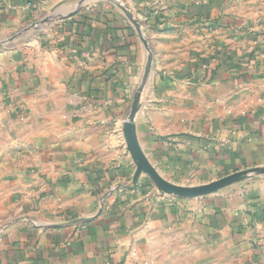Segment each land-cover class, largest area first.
<instances>
[{
  "label": "crops",
  "instance_id": "crops-1",
  "mask_svg": "<svg viewBox=\"0 0 264 264\" xmlns=\"http://www.w3.org/2000/svg\"><path fill=\"white\" fill-rule=\"evenodd\" d=\"M46 7L62 16L0 51V264H264V195L128 188L124 136L140 94L165 179L264 166V0H0V33Z\"/></svg>",
  "mask_w": 264,
  "mask_h": 264
},
{
  "label": "water",
  "instance_id": "water-1",
  "mask_svg": "<svg viewBox=\"0 0 264 264\" xmlns=\"http://www.w3.org/2000/svg\"><path fill=\"white\" fill-rule=\"evenodd\" d=\"M83 1H86V0H83ZM121 6L123 10L125 11V13L127 14V16L131 18L138 27H140L139 20L133 16L130 9L127 8L126 6H123V5ZM58 16H62V14L56 11L53 14H50L49 16H46L40 19L39 21L31 24V26L27 28L31 29V27H35L38 24L43 25L49 20H52ZM139 32L142 35V31L140 29H139ZM143 40H144L145 45L148 46L147 40L144 38ZM140 108H141V95L137 94L135 96V99L132 105L131 113L124 124V136L127 142V146L137 166L135 174H134L133 182L129 186H127L128 188L137 187L141 176L145 174L156 184V186L161 191L165 193L177 195L179 197H198V196H204V195L214 193L224 187H227V186H230L236 183H242L254 177L264 176V166H258V167H253V168H247L244 170H238L233 173H230L222 177H219L217 179H214L210 182L199 184V185H190V186L179 185V184L173 183L165 179L159 174L156 168L150 163L149 159L147 158L146 154L144 153L140 145L138 135H137V127H136V117H137V114Z\"/></svg>",
  "mask_w": 264,
  "mask_h": 264
},
{
  "label": "rangeland",
  "instance_id": "rangeland-1",
  "mask_svg": "<svg viewBox=\"0 0 264 264\" xmlns=\"http://www.w3.org/2000/svg\"><path fill=\"white\" fill-rule=\"evenodd\" d=\"M117 2L121 3V4H126L128 3L130 0H116ZM50 8L46 7L44 8L42 11H39L36 13V18L34 20L33 23L39 21L40 19H42L43 17L46 16V14L49 12ZM31 23V24H33ZM30 24V26H31ZM45 24H38L35 27H31V29L29 28H23L20 29L18 31H14L11 33H0V51H16L18 49H22L24 48V46H26L23 40H27V41H32L33 37L34 39L37 38V36L39 35V33L41 32V30H43V28ZM21 32V33H19ZM28 37V39H27ZM243 186V190L247 193H251V194H260V195H264V176H259V177H254L251 178L249 180H246L242 183H237L236 185H234V187H241Z\"/></svg>",
  "mask_w": 264,
  "mask_h": 264
}]
</instances>
